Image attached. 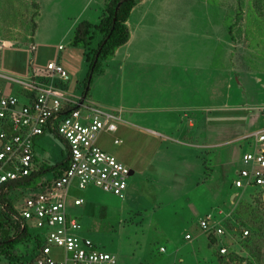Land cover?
Masks as SVG:
<instances>
[{"label": "rangeland", "instance_id": "1", "mask_svg": "<svg viewBox=\"0 0 264 264\" xmlns=\"http://www.w3.org/2000/svg\"><path fill=\"white\" fill-rule=\"evenodd\" d=\"M106 1L0 0V71L24 78L32 66L59 60L70 76L67 89L80 93L87 66L70 39L80 20L97 21ZM244 2L240 31L229 34L236 0H136L129 42L92 77L85 101L123 120L116 132H102L98 144L134 174L124 198L90 187L76 193L84 202L73 211L83 234L114 252L117 264H234V254L220 256L218 244H209L199 216L219 210L237 237L245 228L235 212L240 202L264 211L263 190L231 186L248 148L240 136L264 124V26L249 22L256 0ZM115 137L121 142L113 143ZM37 140L38 166L64 160L60 137L45 132ZM51 176L52 170L42 173ZM35 232L29 228L11 255L0 252V264L28 258ZM247 239L239 241L244 254Z\"/></svg>", "mask_w": 264, "mask_h": 264}, {"label": "built area", "instance_id": "2", "mask_svg": "<svg viewBox=\"0 0 264 264\" xmlns=\"http://www.w3.org/2000/svg\"><path fill=\"white\" fill-rule=\"evenodd\" d=\"M35 48L31 43L29 50ZM69 79L59 60L48 61L40 70L32 66L24 78L0 71V239L11 236L16 226L28 234L29 228L36 229L32 253L15 264L118 263L114 252L83 234L73 209L84 202L76 193L90 187L125 197L130 167L98 144L102 132L114 133L117 121L123 120L118 112L86 102L83 90L70 92ZM45 132L60 137L66 148L64 160L46 169L35 160L36 141ZM240 137L248 148L240 152V167L231 186L264 187V124ZM120 142L113 139L115 144ZM45 170H52V176L42 177ZM219 212L207 211L197 221L208 242L218 244L220 256L234 254V264H258L240 250L239 241L249 230L240 228L233 237Z\"/></svg>", "mask_w": 264, "mask_h": 264}, {"label": "trees", "instance_id": "3", "mask_svg": "<svg viewBox=\"0 0 264 264\" xmlns=\"http://www.w3.org/2000/svg\"><path fill=\"white\" fill-rule=\"evenodd\" d=\"M244 3V0H236V8L232 19H228L230 23L226 22L229 24L227 27L229 34L234 29L237 32L240 31V23L244 15ZM135 4L136 0H107L97 21L92 22L82 19L75 26L70 45L82 48V54L87 66L83 78V91L86 89V97L93 75L101 70V62L112 58L116 50L129 40L131 33L127 21ZM255 4L257 7L251 11L253 17L249 18V22L255 20L256 25L264 26V0H256ZM251 13L249 17L252 16ZM236 25L239 26L235 28ZM89 74H91L90 77ZM62 165H64V162H62ZM249 189L255 191L263 190L261 191L262 194L264 192V189L259 187ZM235 212L243 220V227H247L250 231L247 241H244L245 248L248 253L250 252L249 255L251 254L252 259H255L259 264H264V211L259 210L256 205L240 202L236 206ZM4 216L9 219L7 215L4 214ZM229 227H231L230 225H228V229H231ZM15 228L11 236H5L0 239L1 253L11 255L13 253L11 248L14 243L30 236V234L18 229L17 226ZM248 242L249 244H246ZM209 244H212V240Z\"/></svg>", "mask_w": 264, "mask_h": 264}, {"label": "crops", "instance_id": "4", "mask_svg": "<svg viewBox=\"0 0 264 264\" xmlns=\"http://www.w3.org/2000/svg\"><path fill=\"white\" fill-rule=\"evenodd\" d=\"M88 18H89V17H88ZM127 23H128V21H127ZM138 26H139V27H143V28L145 27V25H143V24H139V23H138ZM131 36H132V32H131L130 38H131ZM130 38H129V40H130ZM129 40H128L127 42H129ZM127 42H126V43H127ZM126 43H125V44H126ZM125 44H124V45H125ZM121 47H122V46H121ZM119 48H120V47H119ZM119 48H118V49H119ZM118 49L116 50V52L118 51ZM116 52H115V54H116ZM109 60H110V59L106 60L107 63H105V64H103V65L101 66V70H100L99 73H101V72L104 70V65H107V66H108V64H109L108 61H109ZM111 60H112V59H111ZM115 64H117L118 67L120 66V62H119V61H116ZM99 73H98V74H99ZM109 110H110V109H109ZM201 111H204V106L202 107V110H201ZM118 113H119V112H118ZM119 114H120V113H119ZM199 124H200V121L198 120L197 125L199 126ZM202 124L204 125V123H202ZM189 125L193 126L194 123H193V122H190ZM117 129H118V128H117ZM115 132H116V131H115ZM42 136H43V135H42ZM42 136H41V137H42ZM104 150H105V149H104ZM106 151H107V150H106ZM113 155H114V154H113ZM130 169H131V168H130ZM132 174H134V170H133V169H131V175H132ZM131 175H130V176H131ZM208 211H210V210H208ZM206 212H207V211H206ZM206 212H205V213H206ZM205 213H204V214H205ZM204 214H202V215H204ZM202 215H201V216H202ZM201 216H199V217H201ZM198 219H199V218H198Z\"/></svg>", "mask_w": 264, "mask_h": 264}, {"label": "water", "instance_id": "5", "mask_svg": "<svg viewBox=\"0 0 264 264\" xmlns=\"http://www.w3.org/2000/svg\"><path fill=\"white\" fill-rule=\"evenodd\" d=\"M91 76V74H89V77ZM86 97V89L83 91V98Z\"/></svg>", "mask_w": 264, "mask_h": 264}]
</instances>
